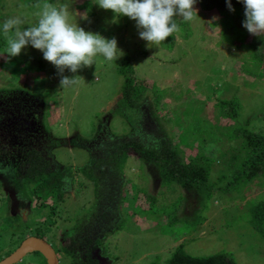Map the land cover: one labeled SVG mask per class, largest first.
<instances>
[{
	"label": "rangeland",
	"instance_id": "374dc122",
	"mask_svg": "<svg viewBox=\"0 0 264 264\" xmlns=\"http://www.w3.org/2000/svg\"><path fill=\"white\" fill-rule=\"evenodd\" d=\"M45 3L65 9L69 24L108 39L115 38L123 52L117 60L97 56L91 66H82L76 73L68 69L61 73L43 58L40 50L30 45L19 56L9 57L5 53V37L1 34L0 105L3 107L0 108V115L3 114L4 118L11 104L17 102V106L24 108L22 102H30L38 115V129L43 137L40 144L45 147L51 145L57 162L64 166V173L69 177L72 188L61 190L66 202L60 207L56 199L60 191L53 195L41 186L26 188L23 195L33 200L32 214L23 218L21 214L10 213L17 202L13 200L12 204L8 184L7 188H3L0 183V255L4 254L0 259L9 255V251H13L26 236L35 235L42 226L47 230L44 238L57 249L60 264H70L69 256H64L68 254L62 252V244L73 235L78 240L79 233L96 219L102 186L98 187V175L93 173L90 165L93 162L91 155H95L92 149L98 152V148H94L98 140L105 138L110 144V134L120 137L141 130L151 135L152 132H160L163 138L167 134L170 142L175 143L185 125L177 127L173 121L184 117L182 113L188 101L194 104L199 100L201 106L194 108H198L206 119L198 124L204 126L211 137L216 122L225 120L222 116L217 119L219 112L213 104L232 96L242 100L239 119L233 126L264 133V47L262 57L253 55L252 49L244 48L236 36L240 32L237 30L244 28L241 19L236 18L235 25L240 28L229 25L222 29L219 23L214 22L219 14L214 11L202 12L198 5L194 6L197 14L190 20V26L178 24V31L158 46H149L140 38V30L134 20L127 16L115 19L113 11L100 8L96 0H0V23L18 16L25 20V27L34 25L36 14ZM90 12L91 16H87ZM182 20L177 18L176 21ZM255 37L247 30L244 44L249 45ZM128 57L132 60L125 63ZM120 58V64H116ZM119 67H125V71L134 69V75H123ZM64 76L75 78L77 83L61 87ZM131 77L134 79L131 86L140 94L134 105L145 111L142 126L137 123V117H128V103L120 100L121 88L125 80ZM28 93L37 95L30 96ZM191 109L190 105L186 108L187 111ZM24 110L31 116L35 115L30 108ZM131 115H134V111ZM24 117L28 118L27 115ZM38 125L34 127L37 129ZM107 126L110 131L105 134ZM45 127L53 136L44 138V134H47ZM218 128L223 129L220 124ZM230 130L224 129V136ZM3 138L0 147L7 145ZM75 139L80 143H73ZM143 142L147 140L143 139ZM179 145L187 150L190 157L195 154L187 149L185 143ZM110 149L97 154L96 159L111 158L108 162L113 166L107 168L109 177L113 178L116 174L123 177L124 184L119 189L122 204L116 223L110 225L113 228H109L107 223L103 224L96 243L114 264H168L173 252L182 244V248L192 255L227 252L235 264H264V235L252 225L250 210L253 205L251 197L264 198V182H257L259 179H256L244 182L246 184L239 187L234 185L231 175L238 164L230 165L229 162V169H226L220 157L226 154V150H222L220 145L209 142L204 146L206 152L219 157L214 162L217 172L223 170L225 173L214 179L218 187L215 195L211 198L207 196L206 204L197 210L198 199L194 193L181 188L177 182L161 180L155 171L152 174L134 156L121 165L118 161L120 148L112 157L109 156ZM213 176H217V173L214 172ZM127 180H133L138 188L129 189ZM229 184L231 188L223 191L222 188ZM138 189V195H127V191L137 192ZM4 194L11 195V198L7 200ZM36 195L47 198V204L37 206ZM106 198L108 202L115 201V197ZM166 210L174 211L180 217L174 220L175 225L170 223ZM187 215H191L193 222L198 220L199 225L182 221ZM42 261V257L31 255L16 264H41Z\"/></svg>",
	"mask_w": 264,
	"mask_h": 264
},
{
	"label": "trees",
	"instance_id": "16d2710c",
	"mask_svg": "<svg viewBox=\"0 0 264 264\" xmlns=\"http://www.w3.org/2000/svg\"><path fill=\"white\" fill-rule=\"evenodd\" d=\"M231 3L235 11L229 10L227 0H196L195 5H198V7L201 9L200 11L202 12H217L219 14L218 20L214 22L216 24L219 23L222 29L229 25H233V28H237L238 26H235L237 22L236 18L241 19L242 22H244V20L246 19L245 7L242 3L238 2V0H231ZM91 12L88 13L87 16H91L89 15L91 14ZM196 14L197 13H194L193 17ZM176 22H178L177 24H181L182 27L186 25L190 26V21L182 20L181 22ZM238 31L240 32L236 36L240 38L239 41L241 44H243V47L252 49L253 55L262 57L261 50H263L262 47H264V34H262L261 36L256 35L253 41L249 45H247L244 44L247 29L240 28L237 30V32ZM120 60L121 58L116 62V64H120ZM131 60L132 59L128 57L124 60V62L128 63ZM39 64L42 65V63L40 62ZM123 68L125 69V67H119V71H121L123 75L124 73L134 75V69L131 68V70L127 69L129 71H125L123 70ZM241 71H244V69H241ZM133 80L134 79H132V77L125 80L121 88L120 100H122L123 102L126 101L128 103V107L130 109L129 110L127 108V113L129 114L128 117L132 119L137 117V123L139 124V126H142L144 111L142 108L139 109V107H135L134 105V102L139 99L138 96H140V94L139 92H137V89L131 86L134 85ZM28 94L30 96L37 95L30 93ZM30 99L32 98L30 97ZM189 103L190 101H188V104H186V108L190 105L192 109L190 111H187L185 108L182 113V116L184 117L173 121V123L177 127L181 126V124L185 125V127L181 131L182 133L177 136L178 140L175 143L170 142V136H167L166 134L167 131L165 132L166 135H164L165 137L163 138L161 137L162 135L159 134L160 132H152L153 134L151 135V133H145L141 130H136L132 134L120 137L119 135L116 137L115 135L113 136L112 134H110L111 137H108V139L110 140V144L106 142L105 138L103 140L100 138L96 144L97 146H94V148H98V151H100L102 147L104 151H107V149L111 147L109 152L110 157L113 156L112 154L116 152L117 148H120L118 161L121 165L127 163L129 159L134 156L139 159L142 165L148 167L149 171L152 172V174L155 171L161 178V180L167 182L170 181L169 183H171L172 181L177 182L181 186V188L194 193L195 197H197L198 208H196L195 210L202 208V206L206 204L205 200L207 196L211 198L215 195V191L218 187L214 179L225 173V171L223 170L219 171V173L217 172V167L215 166L214 162L218 161L219 157L217 156L215 158L212 153H208L204 150V146L209 142H214L215 144L220 145L222 150H226V154L220 157L222 159V163L226 165L227 170L229 169L227 163L230 162V165H233L235 163L238 164L237 168L233 169L232 171L233 175H231L234 179V185L236 184L237 186H240L241 184H246L244 182H251L256 179H259L257 180V182H264V133L249 131L243 128L238 129L236 126H233L236 123L237 119H239L242 100L239 97L232 96L229 99H222L217 101L216 104H213L216 106V110L219 112V116L217 119L222 116L223 118H225V120H219L220 122L218 123L216 122L214 128H212L211 130V137L210 133H207L208 130L204 126L198 124V122L203 123L206 119V117H204L203 115L201 116L200 110L198 108H194L195 106L200 105V100L194 104ZM2 107L3 105H0V108ZM218 108L220 109V111L218 110ZM121 109L122 108H120L118 112H120ZM132 111H134V115H131ZM22 113L24 114L25 111H22ZM2 115L3 114L0 115V118ZM231 122L234 123L229 124ZM3 124H0V127L2 126V128H5V123ZM219 124L223 129L218 128ZM230 128L231 130L229 134L226 135V138V136H224L226 132L223 130L225 129L228 131ZM45 130L47 134H44V138L53 136L48 131V129H46V127ZM102 131L103 130H100V132ZM1 132L2 131H0V143L3 139V137H1ZM25 135V133H20L18 131L13 133L12 136L10 135V138H12L11 140H14L13 138H15L16 140V142H14L15 145H13L14 147L18 148L20 145H22L21 149L23 150L19 155V164H22L24 179L25 181L27 180L25 182V186L29 189H32L35 185L41 186L43 187V190H47L50 193L52 192L53 195H55L57 191H60L57 198L55 197L58 200L57 206L60 207L62 203L66 202V196L61 190H70L72 188L70 186L71 181L69 177H67L66 173H64V166L61 163L57 162L56 156L53 154L52 149L50 148L51 145L46 147L43 145L44 147H41L38 146V144H35L36 140L38 142L43 141L40 140L43 139L40 133L33 132V135L27 137L26 143L23 141ZM7 138H9L8 134ZM143 139L147 140V142H143ZM73 143L77 144L80 142L78 139H75ZM180 143H185V145H187L188 147L187 149L193 150L195 154L190 157L187 154V150L183 149L179 145ZM113 146H115V148H113ZM18 151H20V149H18ZM98 156L99 155H91V157L93 158V162L90 165V167L93 168V173L95 175H98L97 177L99 181L95 180L98 182V187L99 185L102 186L99 203L96 208L97 210H101V208H103L105 212H103L104 214L102 213V215L106 217L108 216L106 212L107 209L113 210L116 207V213L112 211L113 213L110 214L107 219V221H109L110 223L111 216H119V209H121L122 204V201L119 198V189L124 184V179L118 174H116L117 176L110 178V172L107 168L111 169V166H113V164H110L108 162L111 160V158H109L108 160H102L101 158L96 159V157ZM57 165L61 166V168L59 167L58 169ZM151 169H153V171H151ZM214 172L217 173V176H213ZM128 184L129 189L138 188V184H135L133 180L128 181ZM228 187L231 188L230 184L223 187V191H226ZM104 190L105 197L102 195ZM139 191V189L137 192H131L129 190L127 191V195H129V193L132 196L138 195ZM47 195H44L43 197ZM39 196H35L37 197V206L40 207L42 206V204H47V198H40ZM106 196H109L110 199L118 196L116 205H112V202H108ZM185 199H187L186 196ZM251 202L253 203V205L250 206L253 217L251 219V223L254 228L263 232L264 235V198L259 199L258 197H251ZM131 203L135 205V202L132 201ZM29 209L31 210V203L29 205ZM165 214L166 216H168L170 223H173V225L176 224L174 220H178L180 218L174 211L166 210ZM102 215L99 214L100 217H102ZM191 215H187L182 221H186L188 224L196 225L198 223V220L193 222V218L191 217ZM100 217H98V221H100ZM202 218L205 219V215H203ZM180 221L181 220H179L178 222ZM95 223L98 224L96 219L94 223L90 225H94ZM46 233L47 230L45 229V231L43 232V236ZM98 233L99 231L96 234L91 233V237L87 233L86 238L89 237L88 241L91 243L96 242L97 238L101 235ZM62 245L64 246V251L62 252L68 254L63 255L69 256L68 259L69 263L71 261L70 264H95L96 259L91 256L90 248H86L87 255L85 256V259L77 253V240H75L74 237H70V239L65 241ZM183 246L184 245L182 244L181 247L176 248L168 264H235L232 257L227 252H217L208 256H197L185 251L182 248ZM37 255L42 257L39 253H37ZM43 260L45 261V259Z\"/></svg>",
	"mask_w": 264,
	"mask_h": 264
},
{
	"label": "clouds",
	"instance_id": "9594fccd",
	"mask_svg": "<svg viewBox=\"0 0 264 264\" xmlns=\"http://www.w3.org/2000/svg\"><path fill=\"white\" fill-rule=\"evenodd\" d=\"M238 2L245 7L246 19L243 27L251 34L257 36L264 34V0H238ZM96 3L102 9L112 10L115 19L127 16L134 20L140 30V38L148 42L149 46H158L168 37L173 36L179 29L177 18L190 21L193 14L197 13L194 8L196 0H96ZM227 3L229 10L235 11L231 0H227ZM36 15V23L28 27L24 26L25 20L18 16L9 17L0 23V34L5 37L7 45L5 53L9 57L19 56L30 45L40 50L43 58L51 62L61 73L65 69L76 73L82 66H91L97 56L111 61L123 55L115 38L108 39L99 33L87 32L78 25L69 24L67 11L63 8L58 9L52 4L45 3ZM60 83L61 87H69L74 86L77 81L75 78L64 76ZM26 103V108H32L34 116H37L36 109L30 102ZM16 104L17 102L9 105L4 116L5 124L11 120L20 122L25 115L28 118L33 117L25 110H14L16 108L13 106ZM142 109L144 111V108ZM22 111L25 113L23 114ZM104 131L105 134L110 131L108 126ZM2 187L6 188L3 180ZM15 250H11L12 253Z\"/></svg>",
	"mask_w": 264,
	"mask_h": 264
},
{
	"label": "flooded vegetation",
	"instance_id": "af4514ba",
	"mask_svg": "<svg viewBox=\"0 0 264 264\" xmlns=\"http://www.w3.org/2000/svg\"><path fill=\"white\" fill-rule=\"evenodd\" d=\"M22 104L24 105V108L19 107L20 105L17 106V104H16L17 108L14 110L18 111V110L26 109L27 103L22 102ZM31 110H32V108H31ZM37 116H33L31 118H24L20 122H15V121L11 120V122L5 124V128H2V126L0 127V131H2L1 137H5V140H6L5 144H7L6 146L4 145V147H0V183H2V180H3V183L5 184L6 188H7V184H8L10 193H11L12 198H13L12 204L14 202L15 203L17 202L13 212H10V213H15L17 216H20V214H21L23 216V218L29 217L32 214L31 210L29 209V205H30L32 200H30V198L28 196L23 195V191H25V189H26L25 182L27 180L25 181V179H24V172L22 170V164H19V161H20L19 155H20V153H22V150H23V149H21L22 145H20L18 148L14 147L13 145H15L14 142H16V140H15V138H13L15 141L11 140L12 138H10V135L12 136L13 133H15L17 131L20 133H26L27 132V134L25 135V138L23 139L26 141L27 137H29L30 135H33V132L41 133V131L38 129V128H40V125H38L39 122L36 118ZM4 121H5L4 118H1L0 124H3ZM34 125H38L37 129L34 127ZM5 132L9 135V138H7V134ZM1 141L4 142V138ZM37 144H38V146L44 147L38 141H37ZM18 149H20V151H18ZM103 152H106V151H104L101 147L100 151L92 152V153H94L95 156H97L96 154H103ZM11 195L6 194V196H5V194H4L3 197H5L7 200H9L11 198ZM13 200H14V202H13ZM114 200L115 201L111 203L112 205H116L117 198H115ZM18 202L20 203V205L18 204ZM112 211H114L116 213V207L113 210L107 209L106 212H107L108 216L104 217L102 215V213L105 212V210L103 208H101V210L98 209L97 213H96V220H97L98 224L95 223L94 226L93 225H91L90 227L87 226L84 229V231L79 233L80 237L77 240V246H76L77 247V253L85 259V256L87 255L86 248H90L91 249V256L94 259H96L95 264H99V259H98L99 255L102 258H107V260L110 262V264H114V261H112L110 259V257H107V254H105L103 252V249L99 248V246L97 245L96 242L91 243L88 241L89 237L86 238L87 233L91 237L92 236L91 231H94V232L100 231V228L103 224L107 223L110 226V225H113L114 223H116V220H115L116 216L115 217L111 216V218H110L111 222L110 223H109V221H107L109 215L113 213ZM99 214L102 215V217H100ZM0 216H1V214H0ZM98 217H100V221H98V219H99ZM0 222H2L1 217H0ZM109 228H113V226H110ZM106 229H108V228H106ZM44 231L45 230L41 226L37 229V232L35 235L31 234V235H28L26 237H29V236L36 237L37 236L41 239H45L48 242V240L46 238H44V236H43ZM39 235H42V236H39ZM103 235H105V233ZM73 236L75 238V235H73ZM24 240L19 241V245L15 249H17L21 245L22 241H24ZM88 243H90V244H88ZM54 249L56 250V253L59 257L57 249L55 247H54ZM9 253H12V252L9 251ZM3 255H0V256H3ZM31 255H35L36 257H40L37 255V253H31V254H28L27 256H31ZM7 256H9V255L1 257L0 260L4 259ZM42 258L44 259L43 256H42ZM59 261H60V258H59ZM108 261H106V262H108ZM43 262H46V263H43ZM41 264H47V261L43 260L41 262Z\"/></svg>",
	"mask_w": 264,
	"mask_h": 264
},
{
	"label": "water",
	"instance_id": "95a60500",
	"mask_svg": "<svg viewBox=\"0 0 264 264\" xmlns=\"http://www.w3.org/2000/svg\"><path fill=\"white\" fill-rule=\"evenodd\" d=\"M31 253H40L47 261V264H60L59 257L54 247L45 239L37 237L26 238L13 253L2 259L0 264H16ZM98 259L99 264H110L107 258H102L100 255Z\"/></svg>",
	"mask_w": 264,
	"mask_h": 264
},
{
	"label": "bare ground",
	"instance_id": "6f19581e",
	"mask_svg": "<svg viewBox=\"0 0 264 264\" xmlns=\"http://www.w3.org/2000/svg\"><path fill=\"white\" fill-rule=\"evenodd\" d=\"M1 261V260H0Z\"/></svg>",
	"mask_w": 264,
	"mask_h": 264
},
{
	"label": "crops",
	"instance_id": "0c3cea01",
	"mask_svg": "<svg viewBox=\"0 0 264 264\" xmlns=\"http://www.w3.org/2000/svg\"><path fill=\"white\" fill-rule=\"evenodd\" d=\"M27 213V212H26Z\"/></svg>",
	"mask_w": 264,
	"mask_h": 264
}]
</instances>
